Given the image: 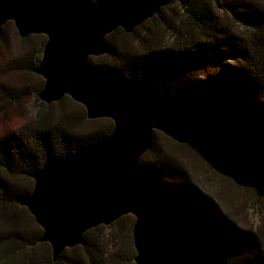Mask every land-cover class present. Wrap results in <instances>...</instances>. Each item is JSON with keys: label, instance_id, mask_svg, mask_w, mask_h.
<instances>
[{"label": "trees", "instance_id": "1", "mask_svg": "<svg viewBox=\"0 0 264 264\" xmlns=\"http://www.w3.org/2000/svg\"><path fill=\"white\" fill-rule=\"evenodd\" d=\"M84 1L94 5L100 0ZM109 1L126 5L147 0ZM172 3L180 6L181 14L171 23L174 33L167 44H158L153 35L131 47L118 39L119 34L127 37L118 29L107 38L111 63L98 65L91 59L90 63L125 79L149 77L155 86L168 88L172 102L192 112L220 149L245 166L250 175L247 180L264 194V0ZM33 57L29 51L21 61L31 63ZM69 110L49 112L33 124L0 135L3 264H125L120 251L110 252L101 240V226L85 235L84 245L65 250L54 262L51 246L41 242L42 228L20 205L33 192L35 171L108 137L114 129L110 119L106 127L95 129V120L81 126ZM155 134L141 163L164 184L180 221L196 235L223 247L228 264H264V239L230 220L191 181L182 161L157 145ZM124 219L127 216L119 221ZM70 253L74 256L69 257Z\"/></svg>", "mask_w": 264, "mask_h": 264}, {"label": "water", "instance_id": "2", "mask_svg": "<svg viewBox=\"0 0 264 264\" xmlns=\"http://www.w3.org/2000/svg\"><path fill=\"white\" fill-rule=\"evenodd\" d=\"M172 1L0 0V37L9 22L23 39L47 37L35 69L45 79L41 100L50 105L69 96L90 120L114 122L108 137L32 174L33 192L20 205L42 228L41 242L51 246L54 262L65 250L84 245L89 231L132 215L136 264H228L223 247L180 221L166 187L141 160L159 131L249 179L245 166L220 149L192 112L172 102L168 88L149 77L122 78L89 61L110 53L109 35L120 28L133 33Z\"/></svg>", "mask_w": 264, "mask_h": 264}, {"label": "rangeland", "instance_id": "3", "mask_svg": "<svg viewBox=\"0 0 264 264\" xmlns=\"http://www.w3.org/2000/svg\"><path fill=\"white\" fill-rule=\"evenodd\" d=\"M161 11L162 17L159 13L148 19L136 28L135 34L126 33L120 28L127 37L119 34L118 39L122 38L129 46L137 47L142 39L154 35L153 38L158 44H167L174 33L170 28L171 23L181 14V8L170 3ZM44 38L47 41L45 35H32L23 39L15 24L10 22L3 39H0V135L17 130L23 125L33 124L49 112L57 114L67 108H70L81 126L89 125L92 121L88 118L86 108L69 96L63 99V105H58V102L49 105L41 100L45 79L33 67L37 68L43 59ZM29 51L34 53L33 61H21V56ZM90 59L98 65L111 63L107 55ZM94 126L96 129L110 126V123L107 119H98ZM155 133L157 145L182 161L191 181L214 200L230 220L239 228L264 239V194L247 178L239 177L235 170L208 161L198 148L182 145L162 132ZM135 221L136 218L129 215L127 219L111 226H101L98 233L102 234L101 240L108 245L110 252L120 251L126 260L125 264H135L137 256L133 238ZM73 256L74 254H69V257ZM3 260L0 257V264H3Z\"/></svg>", "mask_w": 264, "mask_h": 264}]
</instances>
